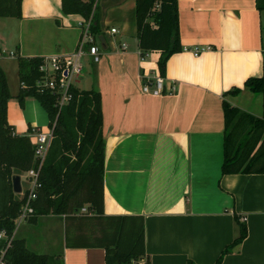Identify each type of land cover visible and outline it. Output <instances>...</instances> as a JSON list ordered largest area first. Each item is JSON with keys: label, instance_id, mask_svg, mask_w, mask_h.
I'll use <instances>...</instances> for the list:
<instances>
[{"label": "crops", "instance_id": "0c3cea01", "mask_svg": "<svg viewBox=\"0 0 264 264\" xmlns=\"http://www.w3.org/2000/svg\"><path fill=\"white\" fill-rule=\"evenodd\" d=\"M99 5L107 48L100 62L89 59L95 76L87 89L102 94L105 214L144 217L145 264H214L238 235L236 216L246 217L247 236L221 264H264V173H222L223 101L264 118V92L245 86L250 77L264 79V10L256 0H178L184 50L169 58L165 91L153 96L142 85L161 74L160 52L140 59L135 0ZM22 14L0 17V64L13 134L33 143L34 129L48 128V113L35 98L19 102V58L71 53L84 18L65 14L62 0H23ZM195 46L210 49L195 55ZM42 217L48 228L65 222ZM37 221L23 222L16 237L23 230L28 244L27 223ZM58 255L63 264H106L104 248L68 247L65 237Z\"/></svg>", "mask_w": 264, "mask_h": 264}, {"label": "trees", "instance_id": "16d2710c", "mask_svg": "<svg viewBox=\"0 0 264 264\" xmlns=\"http://www.w3.org/2000/svg\"><path fill=\"white\" fill-rule=\"evenodd\" d=\"M23 0H0V17L22 18ZM100 0H62L65 14H80L91 19L92 30L103 34ZM264 10V0H256ZM134 18L139 46L143 52L158 51L161 75H166L169 58L184 50L180 39L178 0H135ZM1 55V51H0ZM41 57L19 58L20 80L28 87L17 98L24 106L28 97L37 99L49 117L53 138L41 170L42 187L34 202L39 216H65L68 247H101L106 264H131L146 255L145 220L139 215H107L104 211V173L106 141L103 134L102 94L73 87L72 100L59 108L57 96L39 91L35 84L41 77ZM245 86L264 92L263 77H250ZM239 88L228 93L236 94ZM12 97L8 79L0 64V230L9 235L15 230L23 197L13 189V176L36 166L34 145L28 135H14L7 118V103ZM225 132L223 174L264 173V118L256 117L223 101ZM88 205L91 212L78 214ZM239 232L214 264H221L247 236L245 220L236 216ZM0 247L5 242L0 241ZM6 264H63L59 255L51 256L30 250L23 238L15 237L6 251ZM188 264H193L189 261Z\"/></svg>", "mask_w": 264, "mask_h": 264}, {"label": "built area", "instance_id": "2783aa9c", "mask_svg": "<svg viewBox=\"0 0 264 264\" xmlns=\"http://www.w3.org/2000/svg\"><path fill=\"white\" fill-rule=\"evenodd\" d=\"M81 35L79 42L71 53L68 54H52L41 57L39 71L41 77L37 80L35 86L39 91L49 90L57 96V105L59 108L69 103L73 98V87L80 81L84 69L85 58H90L93 62L98 63L102 59L104 49L100 44V39L92 30L91 19L81 22ZM112 33L118 32L117 28L111 29ZM121 47L126 45L122 42ZM195 55L210 49V47L195 46L190 48ZM151 51H139L140 59L146 60ZM165 76L159 74L154 77H146V82L142 85V91L153 96H161L165 91ZM21 87L27 88L28 85L21 81ZM175 86L170 88L171 93L175 90ZM34 139V159L36 166L29 169L25 178L29 182V187L23 192V202L17 218L15 219V230L9 235L6 230H0V241L5 242V247H0V264H6V251L11 246L13 239L16 237L17 231L21 224L33 216H35L34 202L38 197V191L42 187L41 170L46 161L49 147L53 138V129L48 126L47 129L35 128L33 131ZM90 212L88 206H84L78 214H88ZM242 220H246L243 217Z\"/></svg>", "mask_w": 264, "mask_h": 264}, {"label": "rangeland", "instance_id": "374dc122", "mask_svg": "<svg viewBox=\"0 0 264 264\" xmlns=\"http://www.w3.org/2000/svg\"><path fill=\"white\" fill-rule=\"evenodd\" d=\"M130 16V14H128ZM90 58H85V69L83 75L81 77V81H79L76 85H78L82 89H87L91 87V78L95 76L94 73V65L91 64ZM88 76V77H87ZM42 110L46 113L45 109L41 107ZM48 115V114H47ZM47 120L49 123V117L47 116ZM25 174L20 175L22 181L23 189L29 187V182L25 178ZM46 217L39 216L38 221L34 223H27L28 228L25 230V234L28 241V248L36 253L40 254H48L51 256H56L61 249V245L63 244L64 237H66V229L65 222L60 218L53 220L55 225L53 227L45 226ZM23 230H19L18 237H22ZM146 255L141 257L140 259L132 260L131 264H145ZM60 264V263H59Z\"/></svg>", "mask_w": 264, "mask_h": 264}, {"label": "water", "instance_id": "95a60500", "mask_svg": "<svg viewBox=\"0 0 264 264\" xmlns=\"http://www.w3.org/2000/svg\"><path fill=\"white\" fill-rule=\"evenodd\" d=\"M99 39L101 41L102 47L104 49H106L107 48V43H106L104 34H101L99 36ZM13 189H14V191L16 193H21L22 185H21V176L20 175H14L13 176Z\"/></svg>", "mask_w": 264, "mask_h": 264}]
</instances>
